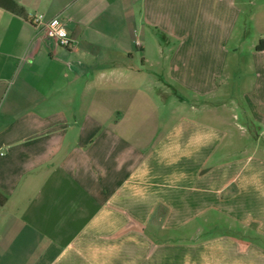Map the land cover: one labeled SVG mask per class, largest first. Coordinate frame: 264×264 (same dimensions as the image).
<instances>
[{
	"label": "crops",
	"instance_id": "0c3cea01",
	"mask_svg": "<svg viewBox=\"0 0 264 264\" xmlns=\"http://www.w3.org/2000/svg\"><path fill=\"white\" fill-rule=\"evenodd\" d=\"M14 1L27 17L0 7V264H264V0ZM37 14L61 16L75 48ZM153 89L186 93L198 117L162 115Z\"/></svg>",
	"mask_w": 264,
	"mask_h": 264
},
{
	"label": "rangeland",
	"instance_id": "374dc122",
	"mask_svg": "<svg viewBox=\"0 0 264 264\" xmlns=\"http://www.w3.org/2000/svg\"><path fill=\"white\" fill-rule=\"evenodd\" d=\"M140 36V35H138ZM251 35L247 36L246 37V41L243 43V48L242 50L243 51H246L248 52L249 51V47L251 45ZM141 37H139V43H137L138 47L135 48L134 47V51L136 54L140 55V56H143L144 55V52L141 51L139 48H141V44H142V41L140 40ZM160 39V38H159ZM161 40V39H160ZM148 47L144 50L147 51L148 53V56H150L151 60H154L155 56H156V48L154 46V43L149 41L147 43ZM168 48L173 46V43H169V45H167ZM148 70H150L151 72L152 71H155V72H158L157 69L159 68L156 64L153 68L147 66ZM158 75V74H157ZM155 75V76H157ZM161 76H163L162 73H160ZM246 74L243 72V75H242V80L245 78ZM166 78V77H165ZM157 81V79H156ZM243 82V81H241ZM246 89V87H243L242 84H240V86L237 88V90H234V99L235 101H240V102H243L244 103V97H243V89ZM163 94V95H162ZM184 95L186 96V100L190 101L189 99H191V97L189 95H187L186 93H182L181 91L179 92H176L174 90H166V89H160V90H157V89H153L152 91H149V94H148V99L149 100H153V102H155L156 106L158 107V105L161 107V112L162 115H170V116H178L179 115H185V116H189V117H195L197 116L198 117V114L195 113L194 109L191 108V105H185L183 103H178L175 99L179 100V97L181 98L182 96L180 95ZM163 96L164 98L166 99L164 100L163 99ZM184 98V97H183ZM189 98V99H188ZM142 100V97L141 99ZM228 117H229V121L232 123V130L235 132V133H241L243 130H247V124L243 118V115L241 113V111L238 109L234 110V111H228L225 113ZM205 115V114H203ZM251 144V143H250ZM253 147L250 149V152H253ZM251 154V153H250ZM260 156H264V154L260 153L259 154ZM216 231V230H214ZM221 232H225L223 229H217V232L216 233H221ZM210 234H213V233H202V237H207L209 236Z\"/></svg>",
	"mask_w": 264,
	"mask_h": 264
},
{
	"label": "built area",
	"instance_id": "2783aa9c",
	"mask_svg": "<svg viewBox=\"0 0 264 264\" xmlns=\"http://www.w3.org/2000/svg\"><path fill=\"white\" fill-rule=\"evenodd\" d=\"M30 22L39 34L53 41L58 47L66 50H73L75 48V42L70 36L67 25L61 16L48 19L43 14H37Z\"/></svg>",
	"mask_w": 264,
	"mask_h": 264
},
{
	"label": "trees",
	"instance_id": "16d2710c",
	"mask_svg": "<svg viewBox=\"0 0 264 264\" xmlns=\"http://www.w3.org/2000/svg\"><path fill=\"white\" fill-rule=\"evenodd\" d=\"M0 7L5 8L6 10L22 17H27L25 9L20 6L17 2L14 0H0ZM256 50L258 52H264V39H261L259 44L256 47ZM1 198V195H0ZM4 200H0V204H4Z\"/></svg>",
	"mask_w": 264,
	"mask_h": 264
}]
</instances>
